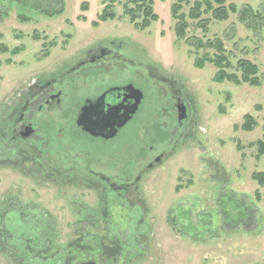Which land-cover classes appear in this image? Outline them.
Returning a JSON list of instances; mask_svg holds the SVG:
<instances>
[{
  "label": "rangeland",
  "instance_id": "obj_1",
  "mask_svg": "<svg viewBox=\"0 0 264 264\" xmlns=\"http://www.w3.org/2000/svg\"><path fill=\"white\" fill-rule=\"evenodd\" d=\"M152 1L159 19L141 29L135 25L141 20L132 22L126 13L125 0L114 8L115 19L97 26L93 23L104 9L102 0H64L61 14L53 15L0 0V44L23 48L17 55L0 52V124L25 88L112 41H123L129 54L142 55L154 71L182 84L195 103L193 128L183 142L143 173L139 190L121 192L124 205L112 206L105 223L94 214L102 205L99 191L84 183L40 181L35 177L39 166L34 171L29 162L20 165V158L0 147V264H49L43 248L51 255L65 249L82 227L91 236L117 228L114 232L124 234L123 241L136 232L142 246L133 247L134 253L140 250L129 264H264V186L253 179L255 172H264V155L258 156L253 145L264 136V20L249 29L236 14L224 22L211 20L206 31L191 21L187 37L180 38L172 11L175 0ZM195 1L182 11L188 14ZM228 1L240 9L249 4L264 19V0ZM22 13L30 18L24 21ZM195 38L221 39L234 66L241 58L256 63L261 85L214 81L216 66L194 65L205 51L196 48ZM246 114L257 123L251 132L240 128ZM42 121L38 127L45 134L57 125ZM139 134L142 138L146 130ZM164 143L153 142L151 152ZM130 152L128 156L122 149L125 158L117 165L136 177L149 164L148 156L142 150ZM128 210L139 213L133 221ZM26 249L32 259L24 258Z\"/></svg>",
  "mask_w": 264,
  "mask_h": 264
},
{
  "label": "flooded vegetation",
  "instance_id": "obj_2",
  "mask_svg": "<svg viewBox=\"0 0 264 264\" xmlns=\"http://www.w3.org/2000/svg\"><path fill=\"white\" fill-rule=\"evenodd\" d=\"M124 46L123 41L98 45L69 69L34 82L23 90L21 100L14 102L12 112L0 124V147L8 148L7 155L20 158V165L29 162L34 171L39 166L41 172L35 175L38 180L84 183L99 191L102 205L94 214L104 223L109 220L108 210L112 206L124 205L121 192L139 190L143 173L171 154L193 128L191 117L195 103L190 93L173 78L154 71L142 55L129 54ZM131 90L138 95L137 109L115 134L107 136L112 122L102 121V115L119 105L124 111L135 96ZM85 111L84 121L81 116ZM43 117L57 122L46 134L40 129L45 123ZM144 129L146 134L141 138L139 133ZM159 140L165 141L164 148L151 152L153 142ZM151 141L152 145L148 146ZM122 149L128 156L132 155L130 150L147 154L145 160L149 164L139 168L136 177L125 168L119 169L118 161L125 158L119 153ZM21 209L16 207L14 211ZM138 214L129 211L127 218L133 221ZM83 230L55 254L51 255L48 247L43 248L48 255L46 261L50 260L49 264H129L135 252L133 247L142 246L136 232H133L136 241L130 242L122 240L121 232L118 237L117 228H107L103 236H91ZM23 254L28 260L33 258L27 249Z\"/></svg>",
  "mask_w": 264,
  "mask_h": 264
},
{
  "label": "trees",
  "instance_id": "obj_3",
  "mask_svg": "<svg viewBox=\"0 0 264 264\" xmlns=\"http://www.w3.org/2000/svg\"><path fill=\"white\" fill-rule=\"evenodd\" d=\"M20 3L22 6H29L31 9L39 8V11L45 12L48 15L61 14L63 11L64 0H14ZM121 0H102L104 3V9L98 15L97 21L93 23L97 26L98 23L108 21V19H115L116 14L114 13V8L117 4L121 3ZM126 13L130 16L131 21L141 20L140 22H135V25L141 29L147 28L152 22L159 19V16L154 12V1L152 0H125ZM191 0H175L172 5L173 17L176 20V33L180 38L187 37V31L190 28L191 21L195 22L197 27L203 28L205 31L211 20L224 22L228 20L232 15H239V20L247 27L253 28L257 25L260 20L263 19L262 12L256 11L251 5L247 4L238 8L236 3L229 2L228 0H198L195 1L189 8V13L186 14L183 10L185 5H189ZM60 7V9H58ZM85 7V6H84ZM210 14V17L204 18V15ZM142 17V18H140ZM20 18L27 21L30 17L25 14H20ZM194 45L197 49H205L201 56H197L194 65L197 68L203 69L206 63H211L218 68L214 81L226 82L231 81L237 85L248 84L252 86L261 85V77H259V66L251 61L250 59L241 58L238 60L234 66L230 60V55H228L226 46L223 41L219 38L213 40H204V38H195ZM22 47H16L10 49L6 44H0V52H10L13 55H17ZM210 50L214 53L211 55ZM9 61V60H8ZM234 69L232 72L230 70ZM257 123L252 114H246L244 122L240 125V128L244 131L251 132ZM264 135V134H263ZM258 147V156L264 155V136L261 140L253 143ZM253 179L264 186V172H255ZM130 242H134L135 238L131 236ZM131 244V243H130ZM136 253L132 254L135 256Z\"/></svg>",
  "mask_w": 264,
  "mask_h": 264
},
{
  "label": "water",
  "instance_id": "obj_4",
  "mask_svg": "<svg viewBox=\"0 0 264 264\" xmlns=\"http://www.w3.org/2000/svg\"><path fill=\"white\" fill-rule=\"evenodd\" d=\"M131 92L135 96L132 99V103L130 105L128 104L127 107L124 108V111H122V107L119 105V106L114 107L112 111H109V112L107 111L105 114L102 115V118H101L102 121L106 120V121H110L109 123L112 122L108 126L109 132L107 136H112L113 134H115L120 127H122L128 120L131 119V116L137 109L138 95H136L133 90H131ZM86 116H87V112L85 111L81 116V120H84Z\"/></svg>",
  "mask_w": 264,
  "mask_h": 264
}]
</instances>
